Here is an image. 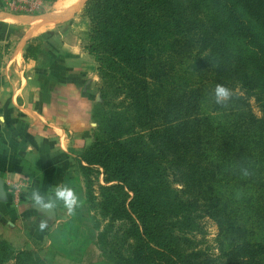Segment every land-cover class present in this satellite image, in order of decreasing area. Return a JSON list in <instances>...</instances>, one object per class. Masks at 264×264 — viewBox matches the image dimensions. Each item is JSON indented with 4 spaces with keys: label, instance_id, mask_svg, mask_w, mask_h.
<instances>
[{
    "label": "trees",
    "instance_id": "1",
    "mask_svg": "<svg viewBox=\"0 0 264 264\" xmlns=\"http://www.w3.org/2000/svg\"><path fill=\"white\" fill-rule=\"evenodd\" d=\"M83 12L101 81L80 156L87 208L108 219L97 247L111 264H264V0H87ZM205 218L215 258L193 249ZM0 264L46 263L0 243Z\"/></svg>",
    "mask_w": 264,
    "mask_h": 264
},
{
    "label": "crops",
    "instance_id": "2",
    "mask_svg": "<svg viewBox=\"0 0 264 264\" xmlns=\"http://www.w3.org/2000/svg\"><path fill=\"white\" fill-rule=\"evenodd\" d=\"M59 1L0 0V216L45 255L78 231L97 235L80 160L93 140L97 63L89 20L73 13L81 0L66 16L54 15Z\"/></svg>",
    "mask_w": 264,
    "mask_h": 264
},
{
    "label": "rangeland",
    "instance_id": "3",
    "mask_svg": "<svg viewBox=\"0 0 264 264\" xmlns=\"http://www.w3.org/2000/svg\"><path fill=\"white\" fill-rule=\"evenodd\" d=\"M84 6H82L78 10V12L81 11L80 14L82 15H84V12H83ZM26 13L33 14L34 12L26 11ZM37 13H40V14L44 13L46 15L51 14L52 7L48 9L46 12L43 9L42 10L37 9ZM66 25L67 24L65 23L57 24L58 26L57 30L63 31L64 29H66L67 27ZM55 27L56 26L53 25L51 26V29ZM184 78L188 80L187 77H184ZM175 80L178 82L176 83V85L180 84L181 80H178L177 77L175 78ZM175 80L173 79L171 81H175ZM211 84L212 82H211L210 75H200L199 74L196 78L192 79V85L200 86L201 88H204L206 91L205 93L206 97H204L205 102L203 103L204 114H209V112L211 111V107H212L211 97L208 93L209 92L208 89ZM176 85L166 86V89L167 90L176 89ZM100 86H101V81L99 79V82L93 89V93L97 94L98 97L100 96V92H99ZM153 88H155V85ZM252 108L256 116L260 117L261 114L259 113L257 106L253 104V101H252ZM92 114H93V110H92ZM215 117H220V116H215ZM92 119H93V115H92ZM93 122H94V119H93ZM97 176H95L96 180H95V183L93 184V194L95 197H99L97 186L104 185L102 182L103 176H99V175ZM168 181L170 182L172 186L178 188L177 183L173 180V178L170 177ZM14 202L17 203V199ZM0 213L2 212L0 211ZM89 213L91 214L90 216H91L93 228L95 224H97L98 222H100V226H101L100 231L104 229L105 226H107L108 219L99 218V215L96 212L89 211ZM200 222H201L200 226L202 228L201 234H197L196 236H194L195 238L192 237L193 246L195 247L193 249L195 251L196 250L205 251L209 256L215 258L220 255V248L217 242V238L219 237V228L212 219L209 220L208 218H205L204 220H200ZM95 231L97 235L95 234V232L91 234H87L86 232L79 233L78 231L75 235H69L68 236L69 239H67L66 241H63L62 239H60L59 240L60 242L58 243L59 248L56 251H51V252L49 251L47 255H45L43 251H39V250H36V251L32 250L30 252H33L34 254H36V256L39 257L41 260H43L46 264H111V261L108 258V255L103 253L107 251V247L105 246L106 244L102 248L97 247L98 246L97 239H98L99 230L95 229ZM18 232H19L18 226L15 224L13 218L10 217V219L6 218L4 220L3 217L0 216V243H5L14 252L27 251L24 249L26 241L25 240L20 241ZM263 235L264 233L262 234V236ZM76 237L79 238L77 242L75 240ZM225 248L226 247L224 246V249ZM222 251H223V248H222ZM53 254H55L56 257H53Z\"/></svg>",
    "mask_w": 264,
    "mask_h": 264
},
{
    "label": "bare ground",
    "instance_id": "4",
    "mask_svg": "<svg viewBox=\"0 0 264 264\" xmlns=\"http://www.w3.org/2000/svg\"><path fill=\"white\" fill-rule=\"evenodd\" d=\"M78 2H79V0H61V1H59L55 5V11H54L55 14L54 15H57V16H66V15H68V13H70L74 9V7L76 6V4ZM54 15L51 16V17H56ZM42 19H43V16H42ZM38 26H39V24H38Z\"/></svg>",
    "mask_w": 264,
    "mask_h": 264
},
{
    "label": "water",
    "instance_id": "5",
    "mask_svg": "<svg viewBox=\"0 0 264 264\" xmlns=\"http://www.w3.org/2000/svg\"><path fill=\"white\" fill-rule=\"evenodd\" d=\"M87 0H81L80 4L78 5V7H76V9L74 10L73 13H76L82 6L85 5ZM67 19V18H66ZM48 21H51V20H48Z\"/></svg>",
    "mask_w": 264,
    "mask_h": 264
}]
</instances>
